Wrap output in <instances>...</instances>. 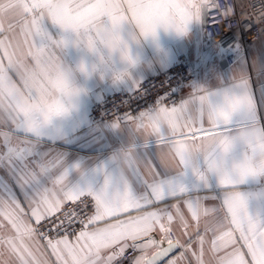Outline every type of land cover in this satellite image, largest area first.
I'll list each match as a JSON object with an SVG mask.
<instances>
[{
	"label": "snow or ice",
	"instance_id": "6c2138e0",
	"mask_svg": "<svg viewBox=\"0 0 264 264\" xmlns=\"http://www.w3.org/2000/svg\"><path fill=\"white\" fill-rule=\"evenodd\" d=\"M7 2L10 5L12 0ZM19 2L23 6L22 20L8 24L7 29L0 21V126L8 128V131L0 133L3 137L0 167L6 168L12 176L36 223L49 220L58 235L64 232L58 239L47 240V246L52 249L59 264H124L129 250L133 253L129 264H190L188 253L193 241L188 229L192 226L185 209L195 221V242L199 244V254L192 252V255L196 264H205L204 245L206 234L210 231L215 237L210 251L215 254L224 250L223 255L216 257V264H264V218L249 214L246 197L239 190L247 180L221 181L218 183L220 192L216 193L188 191L183 184L160 179L161 168L180 173L200 168L185 155L187 141L198 142L218 135L222 127L229 131L227 126L239 113L246 114V123H260L264 117L258 115V103L249 76L237 83L231 92L241 95L247 103H242L222 120L214 112L206 111L203 94L198 95L195 102L171 107L158 99L148 109L135 115H125L124 120L143 134L145 142L151 139L157 145L158 158L155 162L139 165L129 155L125 156L128 166L139 171L146 185V195L134 197L124 192L109 197L103 192L91 194L75 190L67 185L66 172L51 181L52 188L40 187V176L55 169L61 160L53 155L36 162L37 150L48 125H36L28 117L32 103L40 92L36 69L42 67L45 58L43 50L50 39L43 23L51 17L54 24L62 26L87 25L96 16L113 9L109 0ZM201 3V21L205 20V10L220 7L217 0H201ZM260 22H264V16L260 17ZM17 27L27 49L20 58H17L20 44L14 46V37L5 35L6 31L15 32ZM37 37L48 42L38 45ZM28 57L31 64L25 63ZM12 72L19 77L23 87L17 86L10 75ZM259 92V105L264 107V85ZM228 94L225 93V96ZM168 161H173L175 167ZM141 168L146 171L142 172ZM199 180L206 189L207 176L202 174ZM57 186L58 192L54 191ZM202 192L211 195H201ZM206 200L217 203L209 208L205 206ZM68 201L74 202L75 207H65ZM0 217L16 232L14 237L0 234V248H7L17 264H48L23 243L25 238L34 239L38 229L24 219L16 191L6 182L0 184ZM201 217H211V223H206L203 228L204 234L200 230ZM102 222L104 226H98ZM77 224L80 225L78 232L75 228ZM3 227L5 225L0 223V229ZM177 229L183 231L176 235ZM217 232L219 236H216ZM236 233L243 241L240 246H237ZM70 236H74L75 240H70ZM184 236L189 238L183 239ZM178 249L182 250L179 255H173Z\"/></svg>",
	"mask_w": 264,
	"mask_h": 264
},
{
	"label": "crops",
	"instance_id": "0c3cea01",
	"mask_svg": "<svg viewBox=\"0 0 264 264\" xmlns=\"http://www.w3.org/2000/svg\"><path fill=\"white\" fill-rule=\"evenodd\" d=\"M238 2L242 5L243 0H238ZM18 5H20L19 0H12L10 7L0 13V21L4 23L5 29H7L8 24H16L22 20L23 15L17 13ZM201 24L202 21L191 23L186 36H176L158 29L154 37L144 39L133 45L132 51L137 63L129 69L130 79L123 82L113 83L110 75H106L104 78L93 76L88 80H84L77 73V78L85 84L88 91L86 95L79 98L75 109L70 114L54 120L44 129L45 135L37 150L36 162H39L40 158H50L53 155L60 157L61 160L55 169H50L40 176V187L48 186L52 188L51 181L66 172V183L75 190L91 194L103 192L109 197L124 192H128L134 197L146 195V185L139 171L128 166L125 156L126 154L129 155L139 165L155 162L158 158L155 141L150 139L145 142L143 134L137 132L127 121L124 123L110 122L95 125L90 120V112L95 101L119 90L136 89L144 78L171 67L176 63L178 57L183 54L196 63L198 75L194 82L184 85L180 89L182 99L173 106H179L189 101L195 102V98L205 92L210 94L214 104L221 105L225 93L234 91L235 85L249 76L258 103V115L264 117V107L259 105V88L264 85V36L249 48L246 56L240 57L234 63L229 64L225 54L219 47L211 44L205 37ZM43 28L50 37L64 39L69 42V46L63 54V59L68 64L75 66L81 59H91L84 54L82 49L72 46L71 42L75 37L70 31L62 30L50 19L44 21ZM122 31L126 33L128 31L127 27L125 26ZM5 35L10 38L14 37L12 41L14 46L17 43L20 44V48L17 50V58H20L21 54L26 52L27 49L23 45V37L19 35V28L17 27L15 32L6 31ZM36 40L38 45L48 42L47 40L41 41L40 37H37ZM4 63L7 64L6 59ZM25 63L31 64V58H26ZM117 67H121V65L117 64ZM10 75L18 87H23L15 72L10 73ZM246 122V114H236L229 130ZM260 123L264 124V118L261 119ZM5 131H8V128L0 126V133ZM2 145L3 137L0 135V146ZM0 151H3L2 147H0ZM196 164L202 170L206 168L202 160H197ZM141 171L145 172L146 170L141 168ZM160 179L173 181L174 184H183L188 191L220 192L217 177L210 172L207 174L208 187L206 189L191 169L180 173L161 168ZM5 182L15 189L23 208L24 219L34 228L36 221L31 217L28 203L25 202L20 189L15 186L7 169L0 167V184ZM54 191L58 192L59 186ZM240 191L246 197L249 214L264 218V182L249 180L241 187ZM201 195H211V193L202 192ZM169 202L174 203L175 201ZM204 203L205 206L211 208L217 202L206 200ZM132 214L135 215L134 212ZM185 215L192 226L188 231L192 234L191 239L193 241L188 253V261L190 264H196L195 257L192 255V252L199 254V244L195 242V221L191 220L186 209ZM123 218L121 217V219ZM0 223L5 225L0 229V234L12 237L16 235L15 230L2 217H0ZM206 223H211V217H201V234H204L203 228ZM98 226L103 227L104 223L102 222ZM182 231L183 229H177L176 235H179ZM219 235L220 233L217 232L216 236ZM235 236L237 246L242 245L243 241L239 240V233H236ZM188 238V236L183 237V239ZM214 238L211 231L206 234L203 257L205 264H216V257L224 254V250L215 254L210 251L211 241ZM69 239L74 241L75 237L70 236ZM23 243L37 257L47 260L48 264H59L52 249L37 234L34 239L25 238ZM180 251L182 250L178 249L173 255H179ZM0 264H17L15 257L8 252L7 248H0Z\"/></svg>",
	"mask_w": 264,
	"mask_h": 264
},
{
	"label": "clouds",
	"instance_id": "9594fccd",
	"mask_svg": "<svg viewBox=\"0 0 264 264\" xmlns=\"http://www.w3.org/2000/svg\"><path fill=\"white\" fill-rule=\"evenodd\" d=\"M109 3L113 10L96 16L87 25L62 26L56 23L74 35L72 46L82 49L91 59H81L75 66L68 64L63 54L69 42L50 37L43 50L42 67L36 69L40 92L28 113L34 124L50 125L75 109L79 98L88 91L77 78V73L84 80L106 75H110L113 83L130 79L129 69L137 63L133 45L154 37L158 29L186 36L191 23L201 22L203 7L201 0H109ZM9 7L7 0H0V13ZM17 13L23 15L21 4L17 6ZM49 19L52 21L51 17ZM125 26L126 33L122 31ZM203 95L206 97L203 102L206 111L214 112L221 120L235 112L242 103H247L241 95L229 93L221 105H216L209 93ZM185 155L193 164L197 160L205 163L204 170L194 169L198 178L210 172L216 175L218 183L232 180L264 182V124L243 123L229 131L222 127L218 135L198 142L187 141ZM168 163L175 167L173 161Z\"/></svg>",
	"mask_w": 264,
	"mask_h": 264
},
{
	"label": "built area",
	"instance_id": "2783aa9c",
	"mask_svg": "<svg viewBox=\"0 0 264 264\" xmlns=\"http://www.w3.org/2000/svg\"><path fill=\"white\" fill-rule=\"evenodd\" d=\"M217 2L220 7L207 10L201 29L209 42L219 47L227 62L232 64L240 57L246 56L249 48L264 36V22H260V17L264 16V0H243L242 5L238 0ZM197 75L196 63L185 54L180 55L171 67L144 78L136 89L119 90L95 101L90 120L95 125L124 123L126 114L135 115L148 109L154 106L158 99L171 107L181 101L180 89L194 82ZM65 207H75V203L68 201ZM34 228L38 229L37 235L44 243H47L48 239H58L64 235L63 231L58 235L49 220L36 223ZM75 228L78 232L80 225H75ZM132 255L129 250L128 259L124 264H129Z\"/></svg>",
	"mask_w": 264,
	"mask_h": 264
},
{
	"label": "water",
	"instance_id": "95a60500",
	"mask_svg": "<svg viewBox=\"0 0 264 264\" xmlns=\"http://www.w3.org/2000/svg\"><path fill=\"white\" fill-rule=\"evenodd\" d=\"M206 14H207V10H205V17L204 19H206ZM205 20H202V22H204Z\"/></svg>",
	"mask_w": 264,
	"mask_h": 264
}]
</instances>
